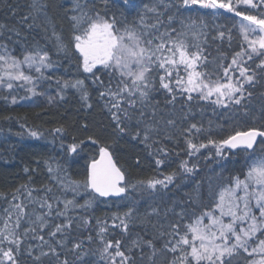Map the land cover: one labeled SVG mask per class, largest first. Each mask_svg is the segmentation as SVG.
<instances>
[{"label":"snow or ice","instance_id":"1","mask_svg":"<svg viewBox=\"0 0 264 264\" xmlns=\"http://www.w3.org/2000/svg\"><path fill=\"white\" fill-rule=\"evenodd\" d=\"M193 6H198L200 10H211L213 18L226 14L240 17V50L227 55L220 52L217 45L218 55L211 57L207 50L212 42L226 39L229 47L232 46L231 30L226 32L216 28V34L213 35L202 17L180 18L181 9L192 11L195 10ZM47 7L41 0H32L31 8L43 13L39 24H36L37 17L32 18L33 24L42 28L45 33L49 31L47 25H51V37L48 39H54L57 54L63 52L67 57L72 51L79 53L83 72L90 74L86 78L96 86L99 99L105 102L104 107L110 113L114 125L112 132L116 136L127 134L134 139L140 138L141 143L150 149L153 145H159L153 151L160 156L167 157L168 150L154 136L162 131L159 127L161 121L167 126H175L176 120H165L163 117L156 119L159 101L155 100L154 93L163 91L169 97L166 101L168 104H174L178 96L192 101V93H197L195 99L230 108L241 106L253 95L249 88L264 81V0H155L151 5L144 6L145 13L153 15L147 17L141 14L138 23L118 22L114 15L109 16L107 12L101 14L87 3L72 0L71 15L68 16L71 48L69 42H65L63 36L56 31L55 25L51 24L44 11ZM166 13H169L167 23L164 19ZM177 19L180 21L179 28L172 26V22ZM148 20L153 22L149 23ZM33 24L28 27H33ZM3 35V30H0V36ZM0 49V87L11 90L14 87L23 88L27 84L32 85L27 89L32 95H42L36 92L37 82L51 80L45 72L57 64L49 51L40 46L39 42L31 50L25 48L19 55H13L7 45H0ZM33 72L37 75H32ZM101 75L106 80L101 79ZM16 81L23 83L16 85ZM56 84L61 100L64 99L65 90L74 88L80 93L84 106L92 107L84 79L66 80L61 77L56 80ZM52 99L54 98L49 97L50 101ZM11 102L16 103V98L12 97ZM145 109L150 111L146 112ZM244 114H249L247 109ZM184 119H187L186 115ZM250 119L253 125L258 122L259 126H234L231 132L219 139L207 135L206 142L201 141L199 136L210 132V128L204 129L201 124L189 123L188 127L182 129L184 151L189 157L196 156L201 149L209 146L221 158H226L225 150L232 152L241 149L249 158L246 171L215 187L210 185L209 203L197 204L190 213L182 210L177 214L179 222L170 223L168 230L160 231L164 226L157 228L153 224L152 227L157 228V235L144 239L137 234L131 239L128 252L133 249L143 251L146 246L151 251L148 259L152 261L158 251L154 241L167 237L159 251L176 254L167 264H264V108L259 114L251 115ZM133 121L134 131L130 130ZM211 123L209 121V125ZM88 127L87 123L82 125L84 130ZM54 131L63 133L65 129L58 127ZM30 134L33 137L40 135L36 131ZM165 138L171 140L173 137L165 134ZM86 143L95 145L97 150L96 155L89 158L87 175L83 181H69L66 184L59 176L61 166L58 163L55 168L49 164L47 170L55 174L53 179L62 189L70 188L77 195L82 189L85 192L90 189L94 195L84 204L78 203L75 198L64 199L63 210H59L61 201L57 198L55 216L63 217L62 223H51L53 203L48 198H32L35 189L28 190L27 196L32 198L29 200L30 204L38 205L39 211L33 208L29 213L28 205L22 201L9 202V207L3 210L4 215L0 217V264H20L18 257L21 246L27 239L41 242L37 245L40 252L34 257L35 261L51 254L58 264H68L66 258H60L57 246H66L73 228L74 218L68 215L70 210L88 209L97 196L120 197L129 188L146 186L155 190L158 185L167 188L177 175L172 172L163 179L151 178L132 183L127 169L114 159L113 144L107 139L88 135L86 140L69 144L67 151L78 154V149H82ZM154 162L159 168L165 160L157 158ZM136 163L139 165V159ZM179 167L184 173H192L196 165L189 166L188 160H181ZM21 187L27 189V185ZM44 191L50 193L52 188L45 186ZM17 199L13 194L12 200ZM151 214H159L158 209L152 208ZM151 214H146L143 218L148 223H151L148 220V215ZM185 217L188 222L182 224ZM111 220L113 229L127 234L129 226L137 220L135 204L122 214L114 213ZM90 223L89 218L80 217L76 226L80 228ZM96 223L99 228L97 235L103 245L102 254L108 256L109 264H117V257L120 258L119 264H130L134 258L121 250L122 241L106 238L109 232L108 221L97 219ZM45 229H49L47 235L50 238L54 239L60 234V239L54 243L52 239H45V235L41 234ZM87 239L91 241L93 238L89 235ZM81 245L82 241L74 243L69 251L80 249ZM45 246L47 251H44ZM110 249L114 251L110 252ZM26 252L28 256H33L34 248L31 244L27 245ZM49 264H52L51 259Z\"/></svg>","mask_w":264,"mask_h":264},{"label":"trees","instance_id":"2","mask_svg":"<svg viewBox=\"0 0 264 264\" xmlns=\"http://www.w3.org/2000/svg\"><path fill=\"white\" fill-rule=\"evenodd\" d=\"M81 4L87 3L90 8L99 10L101 14L107 12L109 16H115L118 22L138 23L141 14L151 17L152 13H145V5H151L155 0H80ZM41 3L47 4L44 9L48 18L55 29L60 33L65 42H69L71 48V25L68 16L71 15L72 0H41ZM32 0H0V26L4 32L0 36V45H7L13 55H19L25 48L31 50L36 42L45 47L49 51L52 59L57 64L52 69H48L45 75L50 76L51 80L38 81L51 95H54L53 102L48 104L45 102L34 103L26 89V86L14 87L9 90L0 87V217L4 215L3 210L9 207V202H23L28 205V212L31 213L35 208L39 211L38 205L30 204L32 198L41 199L48 198L53 203V216L50 218L51 223L64 222L63 217H56L57 209L56 199L59 198V210H63V200L73 199L84 204L86 200L91 199V190L88 192L81 190L77 195L71 189L64 190L59 183L53 179L54 173L48 172L49 164L55 168L57 163L61 166L59 176L67 184L69 181H83L87 175V164L89 158L96 155V146L86 143L82 149H78V154L67 151V146L81 139L86 140L88 135L97 138L107 139L113 144L112 150L114 158L118 163L127 169V175L132 183L138 180L151 178L163 179L165 175L175 172L177 175L172 184L167 188L157 186L155 190L146 186L137 188H129L128 191L120 198H103L98 197L93 201L92 206L88 209L78 208L70 210L68 215L74 218L73 228L69 233L68 241L65 247L57 246L61 259H67L68 264H109V258L106 254H102L103 245L97 235L99 228L96 223L97 219L107 220L109 232L106 234L108 239H120L122 241L121 250L126 255L134 259L130 264H167L174 255L171 252H160L167 237H161L155 240L157 255L149 261L151 255L150 249L146 246L141 249H133L128 252L131 247L130 241L138 234L144 239H150L157 235V228L163 225L160 231L168 230V225L172 222H179L177 216L182 210H188L189 213L197 204L209 203L208 191L210 185H216L226 182L228 178L241 175L246 171L249 158L241 149L225 150V157L221 158L215 155L212 146L201 149L196 156L189 157L185 149L182 129L188 127L189 123H198L203 125L204 129H211L208 133H201L199 139L206 142L207 135L219 139L226 136L233 130L234 126L241 128L249 126H259L257 122L253 125L250 117L253 114H259L264 108V81L256 84L254 88H249L253 95L242 103L241 106L223 108L211 104L210 101L195 99L197 93H192L194 99L187 101L184 96H178L174 104H168L166 101L169 97L163 91L154 93V98L159 101L157 107V120L163 117L165 120L172 118L176 120L175 126H167L161 121L159 127L162 131L154 136L168 150V156H160L154 153L153 149L159 145H153L150 149L141 143L140 138H133L130 135L122 134L116 136L112 132L114 127L110 113L104 107V101L99 99L96 86L92 84L89 77L90 74L84 73L79 53L72 51L65 57L63 52L57 54L54 48V39L51 37V25H47L49 31L45 33L42 28L36 27L41 22L43 13L36 12L31 8ZM192 11L181 9L180 18L192 16L193 18H203L209 25L211 34H216V28L226 31L231 30L233 36L232 46L229 47L228 41H214L212 46L208 48L211 57L217 56V45L219 51L227 55L239 51V41L241 39L238 27L241 21L240 17L234 14L220 15L213 18L211 10H200L198 6H193ZM174 11V10H170ZM169 13L165 14L166 17ZM27 17V19H25ZM33 17H37L36 24H33ZM147 22L151 23L152 20ZM247 23V22H245ZM33 24L29 28L28 25ZM172 26L179 28V19L172 22ZM163 26L161 31H163ZM16 33H19L17 35ZM2 53V49H0ZM207 54V53H206ZM210 57V58H211ZM229 61H225L228 63ZM250 64L252 62H249ZM259 71V70H257ZM32 75H37L32 73ZM75 80L77 78L84 79L88 86L89 103L91 108L84 106V102L80 99V93L69 88L64 91V99L59 98V88L56 84L58 78ZM101 79H105L101 75ZM259 79V77L257 78ZM23 82L16 81L14 84L19 85ZM246 87H248L246 85ZM7 97V99H5ZM12 97L16 98V103H12ZM215 97H213L214 99ZM191 109V111H189ZM247 109L248 115L244 114ZM146 112L150 109H145ZM185 115L187 119H184ZM211 121V125H209ZM87 123L88 129L84 130L82 125ZM135 130V121L132 122ZM220 126V127H217ZM58 127L65 129L63 133H56L54 130ZM36 131L39 136L33 137L30 133ZM165 134H170L171 140L165 138ZM75 138V140L73 139ZM179 155H176V153ZM164 159L165 163L157 168L155 160ZM139 159V165L136 160ZM181 160H188L189 166L193 164L196 168L192 173H184L179 167ZM25 169H28L26 172ZM27 185V189L22 188ZM45 186L51 187L52 192H45ZM19 189V192H17ZM32 198L27 196L28 190H33ZM13 194L18 199L12 200ZM135 204L137 208V220L129 226V232L122 234L121 230L112 228L111 217L114 213L122 214L129 206ZM152 208L158 209L159 214H151ZM148 215V223L143 218ZM80 217H87L91 220L88 226L77 228L76 221ZM185 217L183 223H187ZM157 225L153 228L152 225ZM2 226V225H0ZM27 226V225H24ZM49 229H45L43 235L45 239H52L47 235ZM91 235L92 240L89 241L87 236ZM60 239V234L55 240ZM82 241L80 249L72 248L74 243ZM41 242L38 240L27 239L25 244L21 246V254L18 257L20 264H58L55 257H41L40 261H35L34 257L39 255L40 248L37 247ZM31 244L34 248L33 256H28L27 245ZM47 246L44 251H47ZM113 252L114 249H110ZM143 256V259H141ZM117 264L120 258L117 257ZM252 259V257H249Z\"/></svg>","mask_w":264,"mask_h":264},{"label":"rangeland","instance_id":"3","mask_svg":"<svg viewBox=\"0 0 264 264\" xmlns=\"http://www.w3.org/2000/svg\"><path fill=\"white\" fill-rule=\"evenodd\" d=\"M25 86H26V89L32 87V85H27V84ZM36 92L42 93V95H32V93L29 92V95L32 98V100L34 101V103L45 102V103L50 104L53 102V99L50 101L49 97L54 98V95H51L50 92L47 91L40 83H37Z\"/></svg>","mask_w":264,"mask_h":264},{"label":"water","instance_id":"4","mask_svg":"<svg viewBox=\"0 0 264 264\" xmlns=\"http://www.w3.org/2000/svg\"><path fill=\"white\" fill-rule=\"evenodd\" d=\"M238 150V149H236ZM115 159V158H114ZM125 194V193H124ZM124 194H122L120 197H122ZM120 197H103V198H120Z\"/></svg>","mask_w":264,"mask_h":264}]
</instances>
